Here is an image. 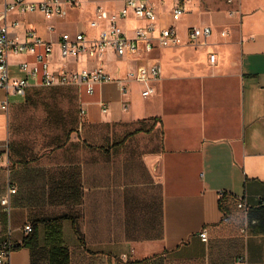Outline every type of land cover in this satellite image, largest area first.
Masks as SVG:
<instances>
[{"label":"crops","instance_id":"crops-1","mask_svg":"<svg viewBox=\"0 0 264 264\" xmlns=\"http://www.w3.org/2000/svg\"><path fill=\"white\" fill-rule=\"evenodd\" d=\"M60 1L63 16L28 14L19 17L23 27L54 44L65 33L95 38L97 8L118 14L127 2ZM146 1L156 27L175 25L181 40L150 56L162 65L152 96L126 82L138 63L112 51L67 63L103 67L129 85L126 95L118 82L93 95L77 85L31 86L25 97L10 95L5 112L0 90V159L8 165L0 200L17 188L10 213L0 203V243L9 234L22 243L24 227H33L9 264H264V0ZM178 5L185 12L174 22ZM119 25L133 37L148 22ZM203 27L212 29L207 45L189 47V30Z\"/></svg>","mask_w":264,"mask_h":264},{"label":"built area","instance_id":"built-area-1","mask_svg":"<svg viewBox=\"0 0 264 264\" xmlns=\"http://www.w3.org/2000/svg\"><path fill=\"white\" fill-rule=\"evenodd\" d=\"M67 5L75 8L79 0H67ZM183 6L173 9V21L177 22L184 14ZM39 13L46 20L57 19L64 14V6L60 0H0V90L6 92V99L1 103L5 112L9 108V96L25 97L31 86L44 88L57 86H83L89 95H93L98 86L118 82L121 92L126 95L129 85L116 81L103 67L95 69L71 70L68 61H77L80 58H100L108 51H112L117 58L137 62L134 69L126 74V82L135 83L143 87L142 96L148 98L155 93L154 85L162 75V65L157 59L150 56L158 48L175 47L181 44L175 25L170 27H156L157 16L146 0H127L118 14L97 8L94 19L90 22V29L97 32L95 38L86 32L62 34L57 44L47 42L38 36L33 29L23 27L19 17ZM134 17L145 20L148 25L135 30L133 37H128L119 25V22ZM212 34L210 27L191 28L188 32L187 45L192 48H201L207 45ZM56 48L60 62H56ZM216 55L210 54L209 61L216 63ZM103 112L108 107L100 102ZM81 115H86L82 108ZM8 168L0 159V168ZM17 193L15 186H10L7 194L0 200L5 212L11 211V198ZM238 207L248 211L250 206L243 200L238 201ZM24 232L29 235L32 226L26 225ZM202 242H208V230L200 233ZM22 243L14 242L7 236L0 243V264H9L11 254ZM245 264L243 257L237 259ZM123 264H128L124 259Z\"/></svg>","mask_w":264,"mask_h":264},{"label":"trees","instance_id":"trees-1","mask_svg":"<svg viewBox=\"0 0 264 264\" xmlns=\"http://www.w3.org/2000/svg\"><path fill=\"white\" fill-rule=\"evenodd\" d=\"M32 233H33V227H32V232L22 240V244L19 247H17V249L28 246L29 240L32 238ZM150 263H151V260L149 259V260H143V261H137V262H129L128 264H150ZM55 264H66V263H61L57 261ZM177 264H203V263L200 261L190 260L187 262H179Z\"/></svg>","mask_w":264,"mask_h":264},{"label":"rangeland","instance_id":"rangeland-1","mask_svg":"<svg viewBox=\"0 0 264 264\" xmlns=\"http://www.w3.org/2000/svg\"><path fill=\"white\" fill-rule=\"evenodd\" d=\"M15 101H18V100H20V98H13Z\"/></svg>","mask_w":264,"mask_h":264}]
</instances>
